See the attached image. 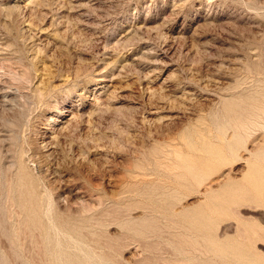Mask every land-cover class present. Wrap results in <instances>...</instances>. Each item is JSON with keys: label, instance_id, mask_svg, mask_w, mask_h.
Here are the masks:
<instances>
[{"label": "rangeland", "instance_id": "1", "mask_svg": "<svg viewBox=\"0 0 264 264\" xmlns=\"http://www.w3.org/2000/svg\"><path fill=\"white\" fill-rule=\"evenodd\" d=\"M235 101L264 106V0H0V264H264Z\"/></svg>", "mask_w": 264, "mask_h": 264}, {"label": "bare ground", "instance_id": "2", "mask_svg": "<svg viewBox=\"0 0 264 264\" xmlns=\"http://www.w3.org/2000/svg\"><path fill=\"white\" fill-rule=\"evenodd\" d=\"M255 109H257L258 111H260V115L257 114L256 115V118L249 121L248 123H244V122H241V119H240V116H241V111L244 109L243 107V102H232L228 107H227V112L229 113V115H231L232 117H236L238 116L239 118V123L238 125L240 126V128L243 130V131H249L252 127H255V126H259V122H260V118H264V106H261V105H258L256 104L254 106ZM234 120V119H233ZM237 121V120H236ZM262 170H264V163H262L261 166H258V169H255L254 170V173L256 174V178H258L256 181H260L261 183V180L263 181L264 180V172L262 173ZM259 183V184H260ZM258 187V184L256 185ZM260 186V185H259ZM262 188V187H260ZM259 189V188H258ZM261 190V189H260ZM85 258H89V254L88 252L85 253Z\"/></svg>", "mask_w": 264, "mask_h": 264}]
</instances>
